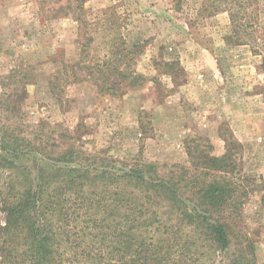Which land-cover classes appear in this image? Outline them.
Segmentation results:
<instances>
[{
    "label": "rangeland",
    "instance_id": "1",
    "mask_svg": "<svg viewBox=\"0 0 264 264\" xmlns=\"http://www.w3.org/2000/svg\"><path fill=\"white\" fill-rule=\"evenodd\" d=\"M112 22L141 45L127 60L145 81L117 78L103 95L72 67L104 58ZM0 131L51 159L195 171L229 152L242 204L227 222L232 254L210 264H264V0H0Z\"/></svg>",
    "mask_w": 264,
    "mask_h": 264
},
{
    "label": "trees",
    "instance_id": "2",
    "mask_svg": "<svg viewBox=\"0 0 264 264\" xmlns=\"http://www.w3.org/2000/svg\"><path fill=\"white\" fill-rule=\"evenodd\" d=\"M113 29L101 61L72 67L75 81L90 79L103 95H117V78L145 81L127 60L141 45L128 48L113 22L104 31ZM24 147L0 131V264H210L232 254L227 222L242 202L229 152L199 158L194 171L75 151L51 159Z\"/></svg>",
    "mask_w": 264,
    "mask_h": 264
}]
</instances>
